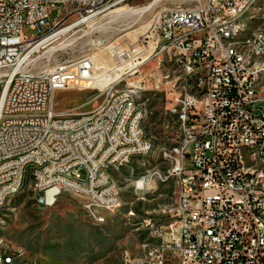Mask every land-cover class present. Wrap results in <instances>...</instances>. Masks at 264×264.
Masks as SVG:
<instances>
[{"label":"built area","instance_id":"1","mask_svg":"<svg viewBox=\"0 0 264 264\" xmlns=\"http://www.w3.org/2000/svg\"><path fill=\"white\" fill-rule=\"evenodd\" d=\"M130 1L0 0V213L26 189L41 208H52L69 186L101 225L105 220L87 197L99 195L115 213L121 200L111 172L135 159L150 164L155 143L137 94L151 84L152 92L167 95L153 74L130 89L111 90L95 111L72 115L57 112L55 98L95 88L91 59L36 75L28 62L17 70L46 37ZM187 1L195 4L186 7ZM73 3L82 10L73 11ZM256 7L264 8V0H182L160 10L161 51L171 59L174 53L188 82L167 111L178 123V142L162 150L176 200L163 211L167 222L149 225L158 243L143 257L127 254L122 264H264V17H256ZM26 27L41 36L27 37ZM129 142H137L138 152ZM156 175L142 177L136 190L157 186ZM85 180H94V189ZM0 264L13 259L0 252Z\"/></svg>","mask_w":264,"mask_h":264},{"label":"rangeland","instance_id":"2","mask_svg":"<svg viewBox=\"0 0 264 264\" xmlns=\"http://www.w3.org/2000/svg\"><path fill=\"white\" fill-rule=\"evenodd\" d=\"M153 1L132 0L118 9L119 12L132 10L130 13L119 14L114 9L90 24L73 29L36 51L32 55L35 62L27 67L36 75L52 72L60 62L88 58L94 65L102 62V72L117 71L113 80L102 88L59 92L55 98L57 112L72 115L95 111L111 90L117 93L130 89L151 74L164 82L162 89L167 95L152 92L151 84L142 85L137 94L146 105L145 127L155 143L150 164L144 166L143 159H135L111 172L120 192L121 207L108 214L107 222L101 225L88 216L86 201L81 197L64 193L54 207L46 209L39 207L32 191L25 188L0 213V252L22 251L25 264H122L125 254L140 258L158 243L152 238L149 225L168 221L163 211L175 203L177 191L174 181L165 180L167 166L162 158V150L174 147L179 136L178 123L167 111L178 88L188 82L176 65L174 53L172 59L167 52L162 53L156 29L160 10L182 0H162L149 12L137 13ZM194 4L187 1L185 6ZM24 34L33 38L41 36L30 27L25 28ZM175 86L177 89L171 90ZM152 174H157L154 176L157 186L137 191L135 184ZM29 181L28 172L25 186Z\"/></svg>","mask_w":264,"mask_h":264},{"label":"bare ground","instance_id":"3","mask_svg":"<svg viewBox=\"0 0 264 264\" xmlns=\"http://www.w3.org/2000/svg\"><path fill=\"white\" fill-rule=\"evenodd\" d=\"M162 1V0H154L153 2L149 3L148 5H146L144 8L140 9V11H137V13H146L149 12L150 10H152L154 7L157 6V4ZM117 8V12L116 13H130L132 12V10H128V11H118ZM82 10V3H73V11H81ZM115 10V11H116ZM114 12V11H113ZM112 13V12H111ZM116 14V15H119ZM256 17H264V8L263 7H256ZM92 23L89 22V24ZM80 24L78 23H72L69 26H66L65 28H63L62 30H60L59 32H57L54 35L48 36L46 37L40 44H38L37 46H35L34 49H32L29 54L25 57V59L21 62V64H19V66L17 67V70H19V68L25 63L28 62L29 64L35 62L33 60L32 55L38 51L39 49H41L42 47L50 44L51 42H53L54 40L62 37L63 35L69 33L70 31H72L73 29L79 27ZM242 30L243 31H250V23H242ZM95 69H94V83L91 84V86L94 87H100L102 88L103 86L109 84L113 78L115 77L117 71L112 70L110 72H102L100 71V66L103 64L101 63H97L95 62ZM111 63V62H108ZM176 65L178 66V59H176ZM108 70V68H107ZM114 71V72H113ZM112 72V73H111ZM111 73V74H110ZM139 104H144L141 103L139 101ZM129 149H131V152H138V145L137 142H129ZM139 186L144 185V180H139L138 182ZM85 187L87 189H94V180H85ZM146 189H143L142 191L144 192ZM62 193H70V187L69 186H62ZM16 196V195H15ZM12 196V198L10 199V201L15 197ZM87 201H88V206H91V208L94 210V212L98 213V217L100 219H104L105 223L107 222V216H109L108 214L110 213H114V210L112 208H110L109 206H107V202L105 201L104 198H101L99 195H92L87 197ZM36 203L39 207H41V204L39 203V200H36ZM119 209H117L115 212H117ZM4 254L6 256H8V258L13 259V264H24L23 261V257H24V253L22 251H18L17 253H6L4 252ZM127 261V254H125L123 256V262Z\"/></svg>","mask_w":264,"mask_h":264},{"label":"crops","instance_id":"4","mask_svg":"<svg viewBox=\"0 0 264 264\" xmlns=\"http://www.w3.org/2000/svg\"><path fill=\"white\" fill-rule=\"evenodd\" d=\"M150 160H151V157H150Z\"/></svg>","mask_w":264,"mask_h":264}]
</instances>
